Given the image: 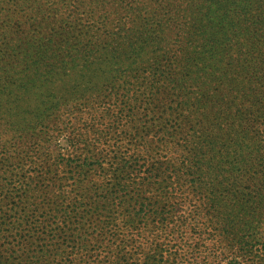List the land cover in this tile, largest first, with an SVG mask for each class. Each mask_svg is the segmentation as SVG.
Masks as SVG:
<instances>
[{
    "label": "rangeland",
    "instance_id": "1",
    "mask_svg": "<svg viewBox=\"0 0 264 264\" xmlns=\"http://www.w3.org/2000/svg\"><path fill=\"white\" fill-rule=\"evenodd\" d=\"M170 1L0 0L10 39L0 43V264L241 263L229 248L244 232L230 225L245 222L249 206L264 214V200L244 188L251 171L237 184L229 181V152L239 150L238 133H247L251 144L264 138V120L252 97L230 117L229 107L242 90L261 92L263 81L243 72L250 60L237 57L234 72L222 60L221 79L190 87L199 104L184 96L188 103L175 115L146 107L154 95L136 72L166 68L144 58L152 48L175 45L167 41L174 29L161 10ZM52 18H64L66 26L53 27ZM210 21L205 17L207 32L221 35L219 18ZM71 42L78 43L81 59L65 55L74 53ZM40 51L46 56L37 59ZM118 67L132 68L131 77ZM158 83L162 94L164 82ZM27 119L30 129L15 132ZM118 166L128 176L127 193L160 212L151 218L163 229L139 215L132 223L124 205L114 209L119 228L110 232L111 242H95V229L74 217L84 206L70 214V204L92 195L86 186L112 187ZM195 177L199 183L190 180ZM260 234L264 241V227Z\"/></svg>",
    "mask_w": 264,
    "mask_h": 264
},
{
    "label": "trees",
    "instance_id": "2",
    "mask_svg": "<svg viewBox=\"0 0 264 264\" xmlns=\"http://www.w3.org/2000/svg\"><path fill=\"white\" fill-rule=\"evenodd\" d=\"M35 9L38 10L39 7L36 5ZM161 10L167 16L166 22L174 29L166 33L167 41L173 40L175 45L173 48H152L149 58H144V60H154L155 67L165 65V69H159L162 74L156 73L155 68H151L154 72L150 68L148 71L140 72L137 70L136 72L138 73L136 74L137 78L141 76L145 80L141 81L142 86H144L143 89H148V93L154 95V97L151 96L153 99L150 102H145L146 107L147 105L156 109L163 107L169 115H175L178 112V107L180 109V105L188 103L184 96L193 97V102L199 104L198 91L190 87L197 89L198 81L201 85L206 80L221 79L224 73L221 68L225 65H229V69L234 72L230 67L233 66L238 57L240 60L251 61V65L247 66L243 72L251 70L252 73H257L260 80L263 81V88L261 92H255L251 87L245 91L242 90L233 106L229 107V117L231 112L240 110L243 101L252 97L255 101L257 116L264 120V0H171L162 6ZM212 16H217L221 24L225 26L221 35L210 34L206 30L205 17L210 21ZM51 21L53 27L63 28L66 26L64 18H52ZM210 22L214 24V22ZM160 25V22L157 21V26L160 27ZM51 32L56 34L54 29ZM8 35L9 30L6 31L3 22L0 21V43H3L4 46L10 40L7 38ZM160 36L163 37V35ZM211 42L215 43V47ZM70 46L74 53L68 51L65 55L72 57V59H81L82 55L77 48L78 43L71 42ZM0 48L4 47L0 46ZM172 49L175 51L172 52ZM139 55L144 56L143 54ZM36 56L37 59H42L46 54L40 51ZM222 60L224 65L220 66L219 62ZM161 61H164L165 64H156ZM131 69L118 67L114 70L118 71L119 74L131 77ZM159 81L164 82L162 94H160L161 87L159 90L154 88V86H160ZM187 83L189 86L186 85ZM173 101L176 102L171 103ZM3 111H5V107ZM30 124V119H27V124L15 129V132H22L25 127L30 129ZM249 140L247 133L244 132L238 133L237 137L234 138V141L239 144V150L229 152V156L233 153L229 160V181L232 184H237L241 178V173L245 170L251 171L252 177L248 179L249 183L244 188L250 189L252 187L261 202L264 200L261 197L262 190H264V138L253 144ZM197 162L198 160L189 168H195ZM125 165L129 167L127 161ZM117 169L121 173L117 176L112 187L101 189L100 186L103 183L100 182L93 186H86L93 192L92 195L81 196L70 204L73 208V210H69L70 214L78 212L79 206H84L82 213L76 214L74 217L84 221L83 228L95 229L90 232V235L96 232L95 235L92 234L96 238L95 242L107 244L111 242L110 232L119 228L113 215L116 208L126 205L128 214L125 216L132 223L139 222L136 221L137 215L153 223L155 219L151 218V214L157 213L159 215L160 213L150 210L145 203L133 200V197L126 191L128 189V176L126 177L123 166H118ZM147 173L150 177L155 178L151 167L147 168ZM190 180H195L198 183L200 181L198 177ZM240 188H243V185ZM130 201L132 203L129 204ZM262 211H264L263 207ZM192 225L193 230H198L196 224ZM153 226L163 229L157 221L154 222ZM174 226L181 225L175 224ZM230 227L244 232L230 244L229 250L232 251L234 259L239 258L241 260V263L235 262V264H264V241L260 234L264 227V214H259L258 211H254L249 206L245 222L241 225L233 222ZM225 229L224 226L223 230L225 231ZM82 236H86L82 231L77 234L80 247L85 245L82 242ZM7 245L9 243L5 246ZM188 246L193 248L191 244ZM158 260L161 261V258Z\"/></svg>",
    "mask_w": 264,
    "mask_h": 264
}]
</instances>
